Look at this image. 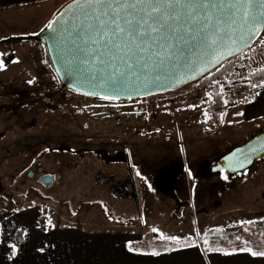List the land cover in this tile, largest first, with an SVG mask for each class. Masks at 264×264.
<instances>
[{"label":"rangeland","instance_id":"1","mask_svg":"<svg viewBox=\"0 0 264 264\" xmlns=\"http://www.w3.org/2000/svg\"><path fill=\"white\" fill-rule=\"evenodd\" d=\"M58 11L51 15L38 4L0 8V220L33 208L52 224L124 228L143 237L131 245L138 251L171 246L175 237L219 254L264 252V157L233 176H205L198 167L263 129L264 119L236 132L229 125L210 128L201 107L207 85L197 91L202 100L196 110L182 109H192L189 128L170 109L146 111L144 103L156 97L105 99L62 86L42 42L11 38L39 32ZM263 42L264 29L239 60L258 56L235 76L264 67V51L254 50ZM122 159L130 162L138 206L113 194L110 182L96 181L98 172L125 176ZM44 174L54 176L49 187L39 180ZM226 205L234 208L222 209ZM214 227L221 229L217 235L207 231Z\"/></svg>","mask_w":264,"mask_h":264},{"label":"water","instance_id":"2","mask_svg":"<svg viewBox=\"0 0 264 264\" xmlns=\"http://www.w3.org/2000/svg\"><path fill=\"white\" fill-rule=\"evenodd\" d=\"M210 2L227 4L230 0ZM73 3L74 0H70L59 9L50 21L52 28L45 26L35 34L16 35L11 38L42 42L62 86L105 99L133 100L178 90L208 74L225 60L242 53L253 44L264 29V20L257 22L249 20L245 24L239 17H233L226 11L213 10L211 31L216 41L214 44L211 40L205 41L197 30L203 27L201 21L198 25L194 24L190 32H182V39L177 37L170 42L173 46L170 53L166 54L163 64L149 61L143 71L130 75L119 86L113 87L104 82L112 68L101 63L102 59L110 57L94 54L104 51L102 45H93L82 34L76 35L81 21L75 18L74 9L69 7ZM262 10L264 9H261L259 0H254L251 11L259 15ZM53 29L59 31L54 32ZM85 59L88 62L82 63ZM115 64L121 66L119 60H116ZM81 69L84 70L83 74ZM89 72L97 75L98 79L95 81L86 79ZM263 157L264 129L246 141L231 146L220 156L202 160L198 167L205 176L218 172L233 176L252 168L255 161ZM27 175L31 176L32 171ZM39 180L44 186L49 187L54 181V176L44 174ZM107 180L108 177H105L102 182ZM113 194L123 197L124 190L117 189Z\"/></svg>","mask_w":264,"mask_h":264},{"label":"crops","instance_id":"3","mask_svg":"<svg viewBox=\"0 0 264 264\" xmlns=\"http://www.w3.org/2000/svg\"><path fill=\"white\" fill-rule=\"evenodd\" d=\"M69 1L0 0V8L11 4H38L47 6L53 15ZM255 56H258V53L249 58H240L234 69L217 82L225 107L220 111V126L213 128L219 129L229 125L227 127L236 132L239 126L255 127L256 122L264 119V82L246 81L249 74L245 77L235 76L237 68L239 66L248 68L250 63L254 62ZM253 85L256 86L253 87ZM202 88L206 89V86L196 90ZM207 90L209 100L210 90ZM172 95L167 94L161 97L170 101L178 100L179 93L175 97ZM208 100L201 106L205 110ZM198 105L200 103L194 106L177 107L170 112H174L175 118L187 123L193 120L192 109L196 110ZM187 107L192 108L191 112H182V109ZM187 127L189 128L188 123ZM259 129L254 128L256 133L264 128ZM259 171L264 172V163H261ZM241 205L244 208V205ZM226 207L234 208V206L226 205L222 209ZM11 212L0 220V264H264V256H251L244 251L219 254L217 251L204 250L202 247L197 249L194 245L172 249L171 246H165L161 249L138 251L131 245H139L143 237H136L133 232L121 227L101 226L99 222L92 226L86 224L67 226V224H52L50 219H47L45 224H41L38 221L39 211L36 209H17ZM16 217L19 218L17 222L9 223ZM17 229H21L22 234L20 241L14 243L13 234ZM153 252L158 254L153 255Z\"/></svg>","mask_w":264,"mask_h":264},{"label":"snow or ice","instance_id":"4","mask_svg":"<svg viewBox=\"0 0 264 264\" xmlns=\"http://www.w3.org/2000/svg\"><path fill=\"white\" fill-rule=\"evenodd\" d=\"M259 3L264 9V0ZM69 7L74 9L75 18L81 21L76 35L82 34L93 45H102L104 51L94 54L110 57L102 59L101 63L112 68L104 82L113 87L119 86L130 75L143 71L149 61L163 64L173 46L170 42L177 37L182 39V32H190L193 25L201 21L203 27L197 30L205 41L211 40L214 44L216 41L211 31L213 10L226 11L245 24L249 20H264V10L259 15L251 11L254 0H230L227 4H215L210 0H74ZM46 27L52 28L51 22ZM116 60L121 66H116ZM87 62L86 59L82 61ZM80 71L83 74L84 70ZM85 78L95 81L98 76L89 72ZM243 250L251 251L249 248ZM252 255L264 256V252H252Z\"/></svg>","mask_w":264,"mask_h":264},{"label":"trees","instance_id":"5","mask_svg":"<svg viewBox=\"0 0 264 264\" xmlns=\"http://www.w3.org/2000/svg\"><path fill=\"white\" fill-rule=\"evenodd\" d=\"M254 50H255V52L264 51V42L261 43L260 45L256 46L254 48ZM238 61H239V55L233 56V57L225 60L224 62H222L218 67L213 69L208 74L202 76L200 79L191 83L194 86L193 89H197V88H200V87H203L206 85L209 86L210 99L207 102L206 111L209 114L208 124L212 128L220 126V124H221V122H220V111L222 109H224V107H225V103H224L222 94L217 87V82L220 81L226 73L232 71L234 69L235 64ZM240 80H242V79H240ZM245 80L250 82V83L264 82V67L258 68L256 70L250 72ZM185 87L186 86H184L178 90L165 93V94H174L177 92L185 91L186 90ZM153 96H156V95H153ZM38 221L41 224L46 223V220L40 216L38 218ZM251 223L254 225L258 224L257 221H251L250 224ZM244 226H245V223H242L240 225V229H238V231L243 232ZM207 231L209 233H211L212 235H214V234L217 235L218 233H220L221 229L214 227V228L208 229ZM21 234H22L21 229H17L16 231H14V234H13V242L14 243H18L20 241ZM191 245H192L191 242H184V240H182V239H177V240L175 239V240H172V245L170 248L171 249L172 248H183V247H187V246H191ZM216 251H218V249H216Z\"/></svg>","mask_w":264,"mask_h":264},{"label":"flooded vegetation","instance_id":"6","mask_svg":"<svg viewBox=\"0 0 264 264\" xmlns=\"http://www.w3.org/2000/svg\"><path fill=\"white\" fill-rule=\"evenodd\" d=\"M125 160V164L127 167V174L123 177L114 178L112 174H104L102 172H98L96 174V181L102 182L103 178L108 177L107 182H110V186L113 189L112 192H116L117 189L124 190V197H129L132 199L136 206H138V191L136 188V184L133 178L132 169L130 167V162L128 159ZM178 181V178L175 179V182ZM106 182V183H107ZM168 184L166 185V187Z\"/></svg>","mask_w":264,"mask_h":264},{"label":"built area","instance_id":"7","mask_svg":"<svg viewBox=\"0 0 264 264\" xmlns=\"http://www.w3.org/2000/svg\"><path fill=\"white\" fill-rule=\"evenodd\" d=\"M201 99L202 97L196 90H191L188 93L180 94L177 101H170L160 97L145 102L143 107L146 111L163 110L165 108L172 110L177 107L197 105L200 103Z\"/></svg>","mask_w":264,"mask_h":264}]
</instances>
